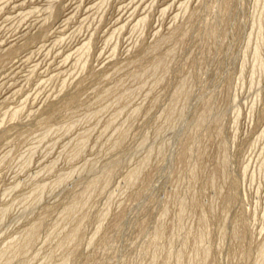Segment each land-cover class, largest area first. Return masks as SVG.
<instances>
[{
  "label": "rangeland",
  "instance_id": "1",
  "mask_svg": "<svg viewBox=\"0 0 264 264\" xmlns=\"http://www.w3.org/2000/svg\"><path fill=\"white\" fill-rule=\"evenodd\" d=\"M0 264H264V0H0Z\"/></svg>",
  "mask_w": 264,
  "mask_h": 264
}]
</instances>
